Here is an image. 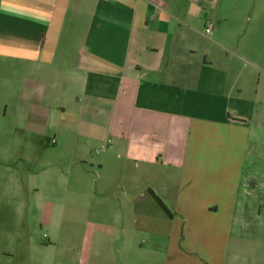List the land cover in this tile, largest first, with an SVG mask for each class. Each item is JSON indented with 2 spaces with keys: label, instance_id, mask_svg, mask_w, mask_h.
I'll return each mask as SVG.
<instances>
[{
  "label": "crops",
  "instance_id": "crops-1",
  "mask_svg": "<svg viewBox=\"0 0 264 264\" xmlns=\"http://www.w3.org/2000/svg\"><path fill=\"white\" fill-rule=\"evenodd\" d=\"M263 130L264 0H0V145L49 231L0 264H227Z\"/></svg>",
  "mask_w": 264,
  "mask_h": 264
},
{
  "label": "rangeland",
  "instance_id": "rangeland-1",
  "mask_svg": "<svg viewBox=\"0 0 264 264\" xmlns=\"http://www.w3.org/2000/svg\"><path fill=\"white\" fill-rule=\"evenodd\" d=\"M12 122H15V117L12 115L10 117ZM262 135H264V130ZM6 149L5 154H0V178L3 183L4 188L3 197L1 196L3 202L0 204V212L4 217V222H8V228H3L5 225L0 226V231L4 233L15 232L17 230H22L20 225H16L17 220H21L23 225V230L33 232L34 234H44L48 233L46 227L45 217H39L41 211L38 208L39 193L35 192L32 188H26L22 190L21 193L18 191H12L11 183L14 180V176L19 181L22 180V162L18 159L12 157L13 151H15V144L3 143L0 145V150ZM41 151L47 153L49 149L41 148ZM259 168L264 170V154L263 160L259 163ZM257 179L252 176L248 177V184L250 187L258 186ZM248 195L254 198V192H248ZM257 209V208H256ZM261 214H264V208H258ZM73 210V209H71ZM82 210V209H81ZM248 216L255 215L256 211L252 207L247 209ZM60 208H55V216L49 223L52 225L48 228L52 231H56L59 223L57 217H59ZM79 208H75V214L79 213ZM69 230L74 233H84L85 228H87L85 219L81 221H69ZM241 230L236 232L230 245L229 255L227 259V264H264V218L259 221H253L247 226L246 230ZM241 234V235H240ZM77 241H74V244ZM76 245V244H75ZM151 264H154L152 262Z\"/></svg>",
  "mask_w": 264,
  "mask_h": 264
},
{
  "label": "trees",
  "instance_id": "trees-1",
  "mask_svg": "<svg viewBox=\"0 0 264 264\" xmlns=\"http://www.w3.org/2000/svg\"><path fill=\"white\" fill-rule=\"evenodd\" d=\"M157 199H158L159 203L164 207V204L162 203V201L159 198H157Z\"/></svg>",
  "mask_w": 264,
  "mask_h": 264
},
{
  "label": "built area",
  "instance_id": "built-area-1",
  "mask_svg": "<svg viewBox=\"0 0 264 264\" xmlns=\"http://www.w3.org/2000/svg\"><path fill=\"white\" fill-rule=\"evenodd\" d=\"M207 32H210V28H207ZM46 236V235H45Z\"/></svg>",
  "mask_w": 264,
  "mask_h": 264
}]
</instances>
